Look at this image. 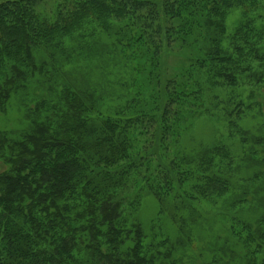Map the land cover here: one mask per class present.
I'll return each mask as SVG.
<instances>
[{"label":"trees","instance_id":"trees-1","mask_svg":"<svg viewBox=\"0 0 264 264\" xmlns=\"http://www.w3.org/2000/svg\"><path fill=\"white\" fill-rule=\"evenodd\" d=\"M260 8L264 0L0 2V114L45 75L36 51H62L87 27L115 38L124 62L146 71L114 108L93 90L64 85L55 101L23 109L26 126L0 130V264H174L169 239L146 235L134 216L144 191L174 223L192 215L198 197L227 191L219 173L230 160L226 148L193 154L183 137L206 114L205 87H237L260 59L261 33L248 16ZM232 9L244 19L227 34ZM175 48L187 65L170 77L161 57ZM253 73L249 81H259ZM220 110L230 135L240 115L230 104ZM243 228L246 264H264V228Z\"/></svg>","mask_w":264,"mask_h":264},{"label":"rangeland","instance_id":"rangeland-1","mask_svg":"<svg viewBox=\"0 0 264 264\" xmlns=\"http://www.w3.org/2000/svg\"><path fill=\"white\" fill-rule=\"evenodd\" d=\"M52 7L50 3L45 9ZM248 16L254 21L255 31L261 33L260 59L237 87L222 91L205 87L206 114L194 117L183 137L184 146L193 154L214 144L226 148L230 160L224 167L221 165L219 173L227 181V191L222 195L198 197L189 212L192 215H184L177 223L167 212L160 215L155 198L144 191L134 216L146 235L152 236L156 231L169 239L174 264H246L247 249L241 237L248 231L243 226L252 232L264 228V8ZM243 19L240 10H230L224 24L227 34ZM81 36L82 40L77 36L65 39L62 51H36L35 62L46 73L29 80L23 90L11 97L7 111L0 114L1 131L13 133L16 128L26 126L25 121L22 123L23 109L32 108L38 99L55 101L64 85H72L77 93L93 90L102 99V106L111 109L144 84L146 71L138 62H124L115 38L112 40L93 27H87ZM182 52L177 48L163 52L161 68H166L168 76L186 67ZM251 71L253 76H261L259 81H249ZM223 91L228 93L225 99L219 97ZM223 104L234 108L233 116L240 115V127L230 135L220 110Z\"/></svg>","mask_w":264,"mask_h":264}]
</instances>
